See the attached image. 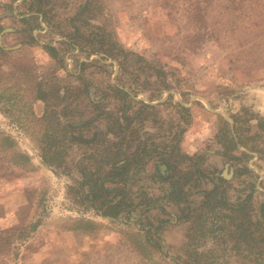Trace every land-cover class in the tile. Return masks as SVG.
I'll return each mask as SVG.
<instances>
[{"label": "rangeland", "instance_id": "obj_1", "mask_svg": "<svg viewBox=\"0 0 264 264\" xmlns=\"http://www.w3.org/2000/svg\"><path fill=\"white\" fill-rule=\"evenodd\" d=\"M41 2L0 0V264H264V0ZM56 80L87 89L82 118L100 112L88 96L130 106L142 164L128 170L129 213L83 198L93 149H71L66 169L44 161L51 124L35 97Z\"/></svg>", "mask_w": 264, "mask_h": 264}, {"label": "trees", "instance_id": "obj_2", "mask_svg": "<svg viewBox=\"0 0 264 264\" xmlns=\"http://www.w3.org/2000/svg\"><path fill=\"white\" fill-rule=\"evenodd\" d=\"M38 3H42L41 0H38ZM43 3H45V0H43ZM38 12H40L43 19L46 20V14L43 13L41 9H38ZM36 17L40 18V15H36ZM27 19L28 18H23L22 21L26 22ZM2 30L3 27L0 23V33ZM44 48L55 56L58 55L57 48L52 44L44 45ZM0 52L9 53L5 52L1 45ZM63 63V60L57 63L60 70L64 68ZM85 64L87 63H82L81 66L83 67ZM66 73L69 75H76L68 70ZM54 83L55 84L50 89L38 83L37 95L35 97L36 100L42 101L46 106L45 113L42 117L44 118L48 114V121L51 124L49 133L47 132L43 135L44 146L42 150L44 161L57 168L66 169V157H68L71 149L79 147L80 145L93 149L94 152L88 154V159L93 161V163L97 162V166L91 175L85 177L83 185H88L89 190L83 195V198L94 206L97 205V202H100L101 206L96 207L98 210L102 211L103 216L116 218L120 213L125 211L129 213L132 211L130 208L131 203H128L130 197L126 192L124 195L123 192L127 182L128 170L134 162H137L139 165L142 164L141 159L136 161L137 159L134 158L137 157H129V152H132L130 151L132 147L129 144V137L134 135L137 139L139 138L138 131L136 130L132 133L128 126V121L131 118L127 115V111L130 106L125 104L121 105L117 112L119 116L111 110L101 108L104 106L101 105L100 101H95L91 96L87 95L90 106L100 110V112L91 117L82 118L83 113L90 109L89 107H80V100L84 98L87 89L85 88L82 90L76 87L75 90L71 92L67 89L68 91L65 90V94L63 93L64 87L59 85V80H56ZM114 89L116 92H122L124 95H127V92H124L118 86H114ZM152 107L153 106L149 104L142 103L137 113L141 114L145 109ZM141 148L140 145H137L133 152L136 151V154L140 155ZM97 159L100 160L97 161ZM162 161L168 168L171 167L169 162H166L164 159H162ZM83 163V161L76 163L79 170ZM106 165L109 166L105 168L106 174L100 176L101 169L103 170ZM102 181L120 183V185L117 184L114 187H107ZM172 187L175 189V186ZM178 190H180V188H178ZM117 192L122 195V197L117 202L113 203V199H109L108 197L112 193L117 194ZM262 224L264 225V221L260 220L257 222V231H260V233L264 235V227ZM239 226H241L242 234L248 232L244 221ZM255 243L259 244V248L264 250V237L255 240ZM189 258L190 259L185 262L186 264H204L199 261L195 263V259L192 256Z\"/></svg>", "mask_w": 264, "mask_h": 264}, {"label": "crops", "instance_id": "obj_3", "mask_svg": "<svg viewBox=\"0 0 264 264\" xmlns=\"http://www.w3.org/2000/svg\"><path fill=\"white\" fill-rule=\"evenodd\" d=\"M40 19L41 20H43V16H40ZM212 112H214V113H217V112H219V111H217V110H212ZM227 118V117H226ZM233 130V129H232ZM238 147H239V145H237ZM252 155H254V156H256V157H260V154L259 153H252V152H250ZM249 172H252V174L254 175L255 174V171L253 170V171H249ZM258 174H260V173H258ZM262 177H264L263 175H261Z\"/></svg>", "mask_w": 264, "mask_h": 264}, {"label": "water", "instance_id": "obj_4", "mask_svg": "<svg viewBox=\"0 0 264 264\" xmlns=\"http://www.w3.org/2000/svg\"><path fill=\"white\" fill-rule=\"evenodd\" d=\"M5 33V31H3L1 34H0V44L2 43V36L3 34ZM6 49H11V48H6ZM165 167V166H164Z\"/></svg>", "mask_w": 264, "mask_h": 264}]
</instances>
